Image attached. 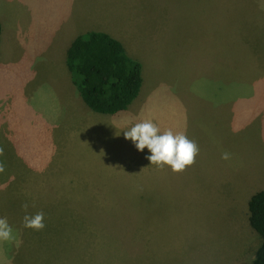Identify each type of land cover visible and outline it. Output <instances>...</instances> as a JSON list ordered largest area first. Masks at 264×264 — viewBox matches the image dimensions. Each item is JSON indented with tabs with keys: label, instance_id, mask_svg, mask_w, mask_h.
<instances>
[{
	"label": "rangeland",
	"instance_id": "rangeland-1",
	"mask_svg": "<svg viewBox=\"0 0 264 264\" xmlns=\"http://www.w3.org/2000/svg\"><path fill=\"white\" fill-rule=\"evenodd\" d=\"M22 1L33 7L35 2L42 0ZM166 1L152 2V10L158 13L155 16L141 15L139 9L149 6L145 3L131 15L135 25L130 27L131 46L137 43L144 48L139 51L145 68L142 66L143 84L137 99L129 106L134 105L130 109H134L129 113L131 116L120 121L118 131L110 127L114 115L110 120L109 115L91 111L96 118L107 119L109 124L103 129L91 128L85 132L87 145L79 149L88 164L71 166L68 138L60 148L57 143L53 146L52 131L42 128L43 122L36 114L38 105L41 106L40 98L56 92L64 94L58 90L72 81L65 61L72 36L43 35L33 26L23 27L21 44L17 41L10 51L0 53V146L4 148L0 161L5 164V171L0 173V217L7 218L14 234L22 241L19 247L14 242L0 241V264H60L59 261L91 264L90 260L77 257V249L67 258L66 253H61L60 248L65 245L63 238L72 237L76 248L86 252L91 247V257L101 256L102 264H154L155 257L178 259L176 264H193V255L204 248L212 263L225 256H234L244 264L252 261L249 257L251 253L255 256L262 237L253 229L251 235L248 219L250 232L244 230L241 223L249 216V192L264 191V108H247L238 115L221 112L220 126L215 132L216 144L202 150L195 163L181 173L173 172L167 165L158 168L151 164L146 158L150 155L147 148L137 150V156L130 159L132 141L125 139L124 131L143 119L153 120L161 132L166 130V108L171 102L174 106L179 104L178 94L182 97L185 94H264V24L258 23L255 11L248 10L249 19L240 17L246 14L245 6L240 5L237 61L230 70L228 65H222L225 51L221 52L222 64L215 53L218 40L222 39L226 49L225 40L219 36L224 20L215 23L209 16L203 17V13H199L202 18H198V14L189 13L192 2L188 0H174L169 6L164 3ZM205 1L206 8L212 9L213 3ZM19 6V0L0 4L5 11ZM261 10L264 14V8ZM25 19L33 23L34 14ZM146 46L150 49L145 50ZM228 70L230 74L226 76ZM190 111L200 116L204 114L202 110L183 108L175 115L186 112L192 117ZM123 112L116 118L124 115ZM25 115L28 120L27 155L24 146L17 145L20 131L8 128V123H17ZM157 116L159 120L155 119ZM226 119L232 121L230 131L224 126ZM193 125V121L186 122L198 139ZM10 135L15 138L10 140ZM207 141L208 138H204L202 144ZM47 142L49 146L44 145ZM58 149V157L65 155L60 164V159L55 160ZM224 152L232 157L231 163L222 164L223 179L214 186L217 169L213 159ZM25 159L27 162H22ZM198 161L205 168L197 178L193 173ZM52 162L58 169L48 171L51 179H45L44 191L48 199L59 203V209L44 208V214L53 221L45 223L44 229L24 228L22 204L29 205L27 212L30 214L41 210L43 202H34L35 194L43 191L38 180L44 170L54 166ZM60 166L70 173L67 185L60 177L63 174ZM140 186L144 188L138 191L140 196L133 195L131 190ZM150 188L158 191L151 193ZM174 188L201 192L168 194ZM53 236V243L46 240ZM39 238L43 240L38 242L39 251L35 255ZM52 244L58 249L54 255L50 251ZM26 251L31 255L25 254Z\"/></svg>",
	"mask_w": 264,
	"mask_h": 264
},
{
	"label": "crops",
	"instance_id": "crops-1",
	"mask_svg": "<svg viewBox=\"0 0 264 264\" xmlns=\"http://www.w3.org/2000/svg\"><path fill=\"white\" fill-rule=\"evenodd\" d=\"M4 1L6 0H0V4H2ZM153 1L154 4L157 3V0H42L35 2L33 7H29L27 2H23L22 0H19L20 6L18 8H15V10H12L10 7L5 11V8L0 7V22L2 25L0 53L1 52L3 53L4 51H10L11 47L17 41L19 44H21L22 37L24 35L23 27L28 28L30 26H33L35 29L38 30L37 33L43 35L57 34L62 36H72L70 38L71 41L74 39L73 36H78L80 34H84L86 32L92 31V29H96L98 31H103L110 34L115 39L117 38V41L121 42L126 53L132 58L139 60L144 68V63L141 59V52H139L141 50H144V48L137 46V43H134V45L131 46V42L133 41L129 37L131 32L130 27L131 26L135 27L134 23L132 22L133 17H131V15L133 16V13L137 11V7L143 6V3L149 4V6L146 5L145 10L139 9L141 11L142 16L150 17L152 15L153 16L157 15L158 13L152 10L151 4ZM173 1L174 0H170V1L167 0L164 3H167V6H169L170 3H173ZM188 1L192 2L188 7L190 8L189 13L198 14V18H202L201 16H199V13H203V17L205 15L209 16V18H212L215 23L224 20L221 28L222 34L221 35L219 33L218 34L225 40L226 49L227 51L230 52V54L227 55V51L222 45V39L217 41L218 45L217 48L215 49V53L217 54L218 59H220L222 64L221 52L222 50H224L225 60H224V64L222 65H226V66L228 65L230 67V70H232V67L234 65L236 66V61H237L236 37L238 33V18L240 11L239 7L240 5H244L246 8L245 11L246 14L241 15L240 17L246 19L249 14L248 10L255 11L257 19L259 20L258 23L264 24L263 22L264 14L262 13L261 10L264 8V0H258L257 4L253 3V0L250 4H248L250 0H211V1L208 0V2L213 3L212 9L206 8L207 4L205 0H200L201 2H197L196 0H188ZM176 7L177 8L179 7L177 3H176ZM185 9L186 7L184 6V11ZM33 14H34V22L31 23L30 20L26 21L25 17ZM128 18H130V20ZM120 36H122L123 39H121ZM148 49H150V47L146 46L145 50ZM228 59H229V63L227 62ZM256 61L258 64L257 59ZM230 70H228V72L225 73L226 76L230 74ZM63 80L65 82H68L67 78H64ZM58 91H61L64 94H59L58 92L54 94H45L46 96L44 98L42 97L39 99L41 106L38 105L36 114L38 118L41 119L43 122L42 128L52 131L51 138L53 139V146L54 144L57 143L59 144L58 148H60L61 144H64V140L68 138L69 140L68 147L71 153V166L73 164H79V165L88 164L83 153L79 149V147H84L87 145L85 132L87 130H90L91 128L103 129L105 125L109 124L107 122L108 120L105 119V121H102L101 118H96V116L92 114V112L94 111H92L85 104L81 95L77 94V89L72 81L68 82L67 86H64ZM50 95H52L51 99L49 98ZM178 95L179 96L177 97H179L181 100L179 101V104L174 106L173 103L171 102L166 108V119H165L166 129H172L173 131H178V129H181L183 132H185L188 135V137H191L198 144L200 148L199 154L202 150L206 151L207 150L206 148L208 146H214L216 144L215 132L219 129L220 126V122L222 118L221 112H225V111L234 112L238 115L239 113L246 112L247 108H252V109L264 108V94H185L183 97L182 94H178ZM136 99H134L132 103ZM133 106L134 105H132L129 109L127 108L128 109V110L126 109L127 111L123 110L124 112L122 114L124 115H119L118 118H116V115L119 112L113 114L115 119L112 121L113 125L110 126L113 131L115 132L118 131L120 129V121L125 120L131 116L129 115V113L132 110H134V109L130 110ZM210 107L212 108V110L210 109ZM183 108H188L193 110L197 109L198 111L202 110L204 111V114L200 116L196 112L190 111L193 118L187 115L186 112H183V114L180 115H175L178 114L177 112H179V110ZM97 114H101V113H97ZM102 115H109L108 117H110L109 119L111 120L112 116L110 114H102ZM45 116H48V118L47 117L45 118ZM11 117L16 118V116H11ZM155 119H158V116ZM235 120H238V117H236ZM1 121L2 120L0 119V123ZM187 121L194 122L193 127H194V131H197L196 134L198 136V139L195 138L192 132L190 131L192 127L187 128L186 126ZM50 122L53 123V125H47ZM8 124H9L8 127L9 130L20 131V138L17 141L18 142L17 145L21 147L24 146V151L25 154L27 155L28 120H26V115L25 118L23 119L21 117L17 123L13 121ZM231 124L232 121L230 119L224 120V126L229 131L231 130ZM9 138L10 140H12V138H15V136L10 135ZM204 138H208V141L207 143H205V145L202 144V140ZM60 141L62 143H60ZM44 145L49 146L50 144L47 142ZM129 146L131 147V150L129 151L128 157L133 160V157H136L138 154L137 151L138 149L135 147L133 142H131ZM58 156H59V149L56 152L55 160L57 161L60 159L59 161L60 164L61 158L65 155H62L60 157ZM221 159H222L221 157L219 158L215 157L213 159V164L217 169L216 176L213 177V179L215 180L214 186L216 184L219 185L221 180L223 179V176L221 175L222 164L231 163L230 159L228 160H224V159L221 160ZM22 162H27V160L25 159ZM53 164L54 162H52V165ZM197 165H198L197 170L194 171L193 175L198 178L201 175V172L204 170L205 165L202 167L200 161L197 162ZM60 168L62 169L61 166ZM42 169L43 168H41V170ZM57 169H58L57 165L54 164V166L51 169L43 171L44 174L41 175L38 180V183L43 187V191L45 186V179H51L50 174L48 175V171L57 170ZM62 172L63 174H61L60 177L64 178L65 185H67V180L69 178L70 173L63 169ZM217 172L220 173L217 174ZM177 173H181V172H177ZM175 174H173V176ZM84 177H86V174L83 176V178ZM183 177H185V175L180 178ZM194 188H198V187H194ZM140 189L143 191L144 188L140 186V188H134L131 191L133 192V195L140 196L138 194V191ZM150 189H151V193L158 191V189H154V188H150ZM238 189L241 190L242 186L239 187ZM43 191H41V194L39 193L35 194L36 199L34 202L36 203L43 202L40 203L42 204L40 211H43L44 208L48 210H54V209L58 210L59 208L57 207H59V203H54L53 200L48 199L45 194V191L44 192ZM125 191L127 192L128 190ZM181 191L184 193L180 195H193L192 193L201 192L197 190H188L187 188H174L171 192H168V194L178 195L179 192ZM251 193L253 195L256 192L254 193L253 191L249 192L248 195H250V197L252 196ZM53 217L54 216H52V218ZM49 218L50 217L48 215H44V223H53V221L50 220ZM247 219L249 223L248 215L245 217V221H242L241 223V227H243L244 230L249 229V226L246 223ZM251 229L253 228L252 227L250 228L251 232L249 230L248 231L251 233V235H253L254 229L253 230ZM54 237L55 236L46 237V240L48 242L53 243ZM63 239L65 245L60 249H61V253L63 252L66 253V258L71 256V254H74L77 249V257H79L80 260L82 259L90 260L91 264H102L101 256H94L93 258L91 257V253L93 252L91 247L86 252H82L75 247V244L73 242L74 237L63 238ZM42 240L43 238H39L37 241L35 255L39 251L38 242H41ZM57 250L58 249H56V247L53 244L50 245V251H52V255H54L57 252ZM207 253L209 252L206 251L205 248L203 250H199L196 254L193 255L194 258L191 259L193 261V264H222L223 261H228L226 264H244V261L238 262L237 258L234 256H230L228 258L226 256L221 258L219 257L216 258V260L212 263V260H210L211 257ZM25 254L31 255L29 251H26ZM100 254H102V251H100ZM253 256L254 255H252L251 253L249 258H251L252 260L254 258ZM174 257H178V256H174ZM62 258L63 257L61 254L60 259ZM154 259H155L154 264H158V262L161 264H176V261L178 260L174 258L157 259L156 257ZM58 263L62 264L63 262L59 261Z\"/></svg>",
	"mask_w": 264,
	"mask_h": 264
},
{
	"label": "trees",
	"instance_id": "trees-1",
	"mask_svg": "<svg viewBox=\"0 0 264 264\" xmlns=\"http://www.w3.org/2000/svg\"><path fill=\"white\" fill-rule=\"evenodd\" d=\"M2 25L0 22V43ZM66 66L85 104L94 112L116 114L126 110L143 84L142 65L103 31L76 36L66 50ZM249 223L261 235L255 256L246 264H264V191L248 201Z\"/></svg>",
	"mask_w": 264,
	"mask_h": 264
},
{
	"label": "clouds",
	"instance_id": "clouds-1",
	"mask_svg": "<svg viewBox=\"0 0 264 264\" xmlns=\"http://www.w3.org/2000/svg\"><path fill=\"white\" fill-rule=\"evenodd\" d=\"M234 131H236L234 129ZM125 139H130L139 151L147 148L150 152L146 158L158 168L169 166L173 172H182L195 163L199 154V146L196 141L188 138L183 131L166 129L161 132L157 123L151 119H143L131 124L124 131ZM4 155V148L0 146V156ZM222 159H230L228 152L222 153ZM5 171V164L0 161V173ZM29 205L22 204L25 215L22 217V226L36 231L44 229V212L34 214L27 212ZM0 241L15 243L19 247L22 243L14 234L13 227L6 217H0Z\"/></svg>",
	"mask_w": 264,
	"mask_h": 264
}]
</instances>
